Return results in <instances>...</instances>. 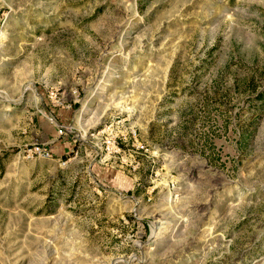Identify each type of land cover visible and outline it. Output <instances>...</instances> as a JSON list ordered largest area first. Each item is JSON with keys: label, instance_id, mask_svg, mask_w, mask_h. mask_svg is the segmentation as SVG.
I'll use <instances>...</instances> for the list:
<instances>
[{"label": "rangeland", "instance_id": "rangeland-1", "mask_svg": "<svg viewBox=\"0 0 264 264\" xmlns=\"http://www.w3.org/2000/svg\"><path fill=\"white\" fill-rule=\"evenodd\" d=\"M260 92L264 0H0V264H264Z\"/></svg>", "mask_w": 264, "mask_h": 264}, {"label": "built area", "instance_id": "built-area-1", "mask_svg": "<svg viewBox=\"0 0 264 264\" xmlns=\"http://www.w3.org/2000/svg\"><path fill=\"white\" fill-rule=\"evenodd\" d=\"M65 131H66V129H65V126H62V125H60L59 126V133L60 134H65ZM34 150H32L34 153H36V154H43L44 155V153H46L45 151V148H43L42 146H40V145H37V146H35L34 148H33ZM48 154V153H47Z\"/></svg>", "mask_w": 264, "mask_h": 264}, {"label": "trees", "instance_id": "trees-1", "mask_svg": "<svg viewBox=\"0 0 264 264\" xmlns=\"http://www.w3.org/2000/svg\"><path fill=\"white\" fill-rule=\"evenodd\" d=\"M258 97H264V92H260L259 94H258Z\"/></svg>", "mask_w": 264, "mask_h": 264}]
</instances>
